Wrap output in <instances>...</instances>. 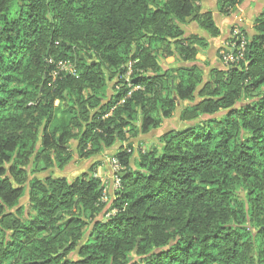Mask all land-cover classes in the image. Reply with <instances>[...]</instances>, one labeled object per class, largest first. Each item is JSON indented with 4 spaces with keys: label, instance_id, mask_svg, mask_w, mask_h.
Segmentation results:
<instances>
[{
    "label": "trees",
    "instance_id": "16d2710c",
    "mask_svg": "<svg viewBox=\"0 0 264 264\" xmlns=\"http://www.w3.org/2000/svg\"><path fill=\"white\" fill-rule=\"evenodd\" d=\"M205 1L0 0V264H264V10L219 50L243 36L244 60L206 77ZM175 114L133 167L128 133ZM113 150L106 203L95 170L38 177Z\"/></svg>",
    "mask_w": 264,
    "mask_h": 264
},
{
    "label": "rangeland",
    "instance_id": "374dc122",
    "mask_svg": "<svg viewBox=\"0 0 264 264\" xmlns=\"http://www.w3.org/2000/svg\"><path fill=\"white\" fill-rule=\"evenodd\" d=\"M210 6H212V5H209V7ZM192 33H193V31H192ZM209 49H210V47L206 51H209ZM220 49H222V48H220ZM219 50L216 52V54L213 58L211 56H210V58L204 57V56L198 57L199 60L201 61V63H203V65H204L203 71H204L206 77L208 76L209 71L212 68L217 67L216 60L220 61V59H219L220 51ZM173 62H174L173 59L168 60V63L170 65H172ZM179 127H180L179 117L177 114H175L172 118L168 119L167 121H164L163 124L158 129L153 130L151 133H149L147 135H140L139 134L137 137L132 138L133 133L129 132L127 136L130 140L125 145L127 147L130 145L134 151L133 156L131 158L132 159V166L133 167L137 166L136 160H138V152L141 150V148L149 150L152 147L159 146L160 138L163 136V134L165 132H167L171 129L179 128ZM109 155L104 154L101 156H97V157H95V159H91V160L81 159L78 156H75L72 159V161L64 169H62V170L53 169V170H50L46 173L38 175V177L44 178L48 175H51L55 178H65L69 181H73L76 178L80 177L82 174L91 173L95 170L96 176H98L99 171H101V173L99 175L102 177L103 180L106 179L104 181L108 183L109 189H110V188H112V181L114 179V174H113L112 170L111 169H105V168L104 169H98V166H97L99 164H102V166H105L104 160L107 158L106 156H109ZM108 158H111V157L109 156ZM105 170H108V175L104 173ZM109 173H110V175H109ZM113 192H114V190L111 192V195L109 196L110 200H111V198L113 199V197H114ZM108 205H110V203H108ZM19 207H22L23 209H25V211L29 210L28 191L25 192L24 197L20 200Z\"/></svg>",
    "mask_w": 264,
    "mask_h": 264
},
{
    "label": "crops",
    "instance_id": "0c3cea01",
    "mask_svg": "<svg viewBox=\"0 0 264 264\" xmlns=\"http://www.w3.org/2000/svg\"><path fill=\"white\" fill-rule=\"evenodd\" d=\"M209 5L212 6L209 7ZM204 6L207 10H211L213 12L215 22L221 30V36L217 39H211V40L209 38L204 37L206 39H209L210 49L209 51H204L199 56H204L209 58L211 56L213 58L216 52L220 48H225L231 43V33L234 27H237L239 25L244 27V29L248 32L252 30L254 21L256 20L257 17L260 16V14H262L264 10V0H245V2L237 8L236 12H234L231 16L228 17L222 16L218 13L217 4L215 0H206L204 2ZM192 31L193 34H199L201 36H204L203 33L199 32L198 30H194V28ZM216 62H217V67H220L221 66L220 61L216 60ZM109 154L115 155V150L108 151L105 155H109ZM104 162H105V166L99 164L98 169L105 168L112 170L106 159L104 160ZM100 173L101 171H99V174ZM104 173L108 175V170H105ZM99 174L98 176L101 177ZM112 191H113L112 188H110L109 193L111 194Z\"/></svg>",
    "mask_w": 264,
    "mask_h": 264
},
{
    "label": "built area",
    "instance_id": "2783aa9c",
    "mask_svg": "<svg viewBox=\"0 0 264 264\" xmlns=\"http://www.w3.org/2000/svg\"><path fill=\"white\" fill-rule=\"evenodd\" d=\"M238 35H239V31L236 30L235 36H238ZM246 46H247V40H246V38L241 36L239 38V41L233 43L230 46V50H232L230 54L225 53L224 51L220 52L223 63L226 66H230V65L238 63L239 61H243L244 56H245V52H246ZM232 52H234V53H232ZM59 68L62 71H65V72H68L71 74H75L74 70L69 65H67L65 63H60ZM142 149L145 150L144 148H142ZM130 152L131 151H129V153ZM106 161L109 163L110 167L112 168V172L114 174V179L112 182V190H114V193H116L117 191L120 190V187H121V182L119 179V172L122 171V168L120 166L119 161L116 158H106ZM105 184H106V189H105V192H104L103 198H102V201L104 203L109 201V195L108 194H109V190H110L108 183H105Z\"/></svg>",
    "mask_w": 264,
    "mask_h": 264
}]
</instances>
